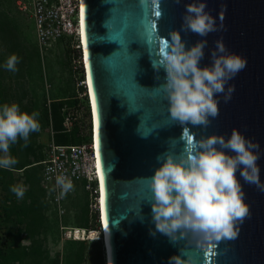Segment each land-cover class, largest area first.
Returning a JSON list of instances; mask_svg holds the SVG:
<instances>
[{
	"label": "water",
	"instance_id": "water-1",
	"mask_svg": "<svg viewBox=\"0 0 264 264\" xmlns=\"http://www.w3.org/2000/svg\"><path fill=\"white\" fill-rule=\"evenodd\" d=\"M195 2L207 3L205 11L217 25L218 15L223 14L225 30L207 37L182 31L185 5ZM221 4L226 5L224 13ZM83 9L89 77L99 115L111 263L168 264L169 258L178 256L183 264H264V192L245 183L239 172L250 217L239 225L236 239L202 242L188 232L177 233L175 242H170L160 233L155 238L149 235V229L155 230L149 179L160 166L156 157L180 154L190 135L227 139L233 129L238 130L260 145L257 163L264 183V0H180L179 4L175 0H83ZM151 23L156 24L154 30ZM176 31L186 48L207 40L200 67L211 65L214 42L221 38L229 53L247 61L228 82L235 87L231 99L225 103L222 94L217 96L219 115L209 117L206 128L182 127L172 121L161 87L166 72L153 67Z\"/></svg>",
	"mask_w": 264,
	"mask_h": 264
},
{
	"label": "clouds",
	"instance_id": "clouds-1",
	"mask_svg": "<svg viewBox=\"0 0 264 264\" xmlns=\"http://www.w3.org/2000/svg\"><path fill=\"white\" fill-rule=\"evenodd\" d=\"M175 3L179 4L180 0ZM220 7L224 13L226 5ZM206 8V2L186 4L181 30L200 37L225 30L224 15H218L221 23L217 25L216 18L205 11ZM214 43L211 65L200 67L207 40L201 39L186 48L176 31L159 61L153 62L154 69L162 67L166 72L161 87L168 101V112L172 121L182 127L190 124L206 128L210 124L209 117L215 119L219 115L217 96L222 94L227 103L235 91L234 85L228 82L246 67V59L229 53L222 38ZM17 63L18 57L13 54L7 58L5 68L14 72ZM38 116L35 111L31 114L22 111L16 103L0 105V168L14 170L17 160L10 154V147L18 140L27 145L30 133L40 130ZM184 132H188L186 127ZM260 156V145L246 139L236 129L227 139L218 135L196 139L190 135L180 154L158 155L156 160L160 166L149 179L151 221L155 227L154 231L149 229V235L155 238L160 233L170 242H175L177 233L183 236L188 232L202 242L236 239L239 225L250 217L236 174L239 172L245 183L264 192L257 163ZM56 184L61 189V197L74 187L65 175H58ZM10 191L21 199L25 189L23 185H15ZM168 264H183V261L174 256L169 258Z\"/></svg>",
	"mask_w": 264,
	"mask_h": 264
},
{
	"label": "built area",
	"instance_id": "built-area-1",
	"mask_svg": "<svg viewBox=\"0 0 264 264\" xmlns=\"http://www.w3.org/2000/svg\"><path fill=\"white\" fill-rule=\"evenodd\" d=\"M83 0H14L16 12L25 14L33 23L37 50L42 53L56 42L64 40L69 48L71 79L74 96L65 98L69 104L61 109V133L72 135L76 142L56 144L49 126L50 138L43 144V160L40 161L39 185L43 199L57 219L60 240L99 243L101 257L100 183L96 169L95 121L81 44V8ZM65 175L71 179L73 190L60 196L56 177ZM87 197L89 227H77L62 222L66 199L75 188Z\"/></svg>",
	"mask_w": 264,
	"mask_h": 264
},
{
	"label": "trees",
	"instance_id": "trees-1",
	"mask_svg": "<svg viewBox=\"0 0 264 264\" xmlns=\"http://www.w3.org/2000/svg\"><path fill=\"white\" fill-rule=\"evenodd\" d=\"M3 1H6L7 5H2ZM10 8L14 9V0H0V12H2V15H7V11H10ZM8 22L6 16L1 18L0 32L7 31V33L12 35ZM13 54L17 56L14 47H8L7 56L9 57ZM1 71L0 67V73ZM4 91V88L0 86V105L5 103ZM12 94L13 99H16L14 93ZM65 98L51 99L48 105L43 106L42 117L38 118L39 123L50 126L53 131V141L56 144L76 142L72 135L60 132L62 128L60 109L64 104L70 103L64 100ZM15 103L19 105L22 111L28 114L31 111L29 106L21 105L18 100ZM34 106L36 107V103H34ZM36 136L37 132H32L27 145H25L23 140H18L16 144L10 147V154L17 160L13 171L0 168V184L2 190L5 191L2 206L3 221L6 223L13 221L15 224L14 229L7 227L5 230V239L0 245V264H85L87 243L65 241L61 257L58 253L50 256L49 249L44 246L48 236H51L49 237L51 239L50 245L54 246L57 244L58 238L55 236L57 234H50L48 229L53 228L56 233L58 224L57 220L52 218L54 214L44 201L43 192L39 185L41 165L37 163L43 160L41 152L43 145L36 143ZM30 157L32 158L31 161ZM16 180L21 181V185L26 188L24 191L25 197L20 203L17 202L15 194L10 191ZM79 190L76 187L73 194L66 199L63 223L86 228L92 225L88 223L87 197L84 192L82 205L78 208L75 205ZM23 240H26L27 243H23Z\"/></svg>",
	"mask_w": 264,
	"mask_h": 264
},
{
	"label": "rangeland",
	"instance_id": "rangeland-1",
	"mask_svg": "<svg viewBox=\"0 0 264 264\" xmlns=\"http://www.w3.org/2000/svg\"><path fill=\"white\" fill-rule=\"evenodd\" d=\"M2 5H7V2L3 1ZM0 15L3 16H0V20L5 16L7 17V20L9 21V30H11L12 33L11 35L10 33H7V31L0 32V61L2 62L0 64L2 69L0 73V86L5 90L4 102L11 104L18 100L21 105H27L30 107L31 111L29 114L34 111L38 112V119L39 117H42L41 112L43 106L48 105V102L51 99L69 98L74 96L69 48L64 40H60L49 49L40 53L37 50L35 43L33 23L25 14L16 12L15 8H10V11H7V15H2V12H0ZM10 46L14 47L18 57V63L16 64L17 70L14 72H9L5 68V63L8 58L7 48ZM12 93H14L16 99H13ZM34 103H36V107L34 106ZM39 124L40 130L37 132L35 140L37 144L43 145L50 138L49 125L45 126L43 123ZM29 159L30 161L32 160L31 157ZM13 185H21V181L16 180ZM24 189L26 188L24 187ZM78 192L79 194L77 195L78 198L76 199L75 204L76 208L80 207L84 202L83 191L80 189ZM4 196L5 191L2 190L0 184V245L5 239L6 228H15L13 221L9 223L3 221L2 206ZM24 197L25 194L23 198ZM23 198L18 199L16 197L17 202L20 203ZM52 218L56 219L55 217ZM63 221L64 218H62V222ZM48 232L50 234H57L55 236L58 238V242L54 246L50 245L51 239L49 237L51 236H48L46 237L44 246L49 249L50 256L58 253L61 257L65 241L59 239L58 230L55 233L53 228H49ZM23 243L26 244L27 241L23 240ZM85 251V264H102L100 252L101 247L99 243L87 244Z\"/></svg>",
	"mask_w": 264,
	"mask_h": 264
},
{
	"label": "snow or ice",
	"instance_id": "snow-or-ice-1",
	"mask_svg": "<svg viewBox=\"0 0 264 264\" xmlns=\"http://www.w3.org/2000/svg\"><path fill=\"white\" fill-rule=\"evenodd\" d=\"M157 17L160 16V12L157 11L155 13ZM150 29L154 30L156 28L155 23H151ZM81 35L82 37L85 38V44L87 43V38H86V31H85V21H84V9L83 7L81 8ZM85 62L86 64L88 63V53L85 51ZM89 91L93 92V102H92V109H93V115L96 121V128H97V158H96V169H97V174L100 177V191H101V197H100V202H101V207L102 210L106 207V189H105V182H104V176H103V167H102V161L99 153V115H98V108H97V103H96V98L93 90V84L91 80V76L89 77ZM186 135V133H185ZM107 227V223L105 224Z\"/></svg>",
	"mask_w": 264,
	"mask_h": 264
},
{
	"label": "bare ground",
	"instance_id": "bare-ground-1",
	"mask_svg": "<svg viewBox=\"0 0 264 264\" xmlns=\"http://www.w3.org/2000/svg\"><path fill=\"white\" fill-rule=\"evenodd\" d=\"M81 44L83 45V58H84L85 69H86V81H87V84L89 86L88 63L86 64V62H85L86 44H85V38L82 37V35H81ZM89 95H90V98H91V102H93V93L89 91ZM94 121H95V118H94ZM96 131H97V128H96V121H95V143L97 144V142H96ZM96 153H97V147H96ZM99 183H100V177H99ZM100 197H101V191H100ZM100 208H101V219H100V221H101V230H102L101 239H102V243H103V246H104L103 250H104V257H105L104 263L105 264H112L111 263V248H110V244L108 242V229L105 226L106 222H105V219H104V209L102 210L101 202H100Z\"/></svg>",
	"mask_w": 264,
	"mask_h": 264
}]
</instances>
